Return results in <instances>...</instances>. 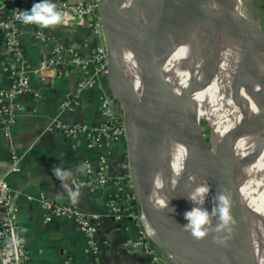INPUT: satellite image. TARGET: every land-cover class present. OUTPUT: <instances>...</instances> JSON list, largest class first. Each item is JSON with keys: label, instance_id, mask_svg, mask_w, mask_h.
I'll list each match as a JSON object with an SVG mask.
<instances>
[{"label": "bare ground", "instance_id": "6f19581e", "mask_svg": "<svg viewBox=\"0 0 264 264\" xmlns=\"http://www.w3.org/2000/svg\"><path fill=\"white\" fill-rule=\"evenodd\" d=\"M146 1L132 0L133 13ZM235 1L186 0L162 30L167 65L154 86L161 104L158 116L149 123L151 157L162 195L182 233L210 241L219 217V195L230 200L237 197L231 209L236 223L231 225L230 239L245 247L241 252L244 261L264 264V35L258 21L249 17L243 0H237V5ZM231 13L235 16L232 27L226 34L218 32L219 45L210 59L192 68L187 52L193 42L222 15ZM132 33L131 29L122 39L120 62L127 73L137 63ZM173 61L181 64L176 76L169 72ZM198 77L201 80L188 88L182 125L179 117L169 113V95L189 78ZM197 112L208 120L210 144L202 141L194 116ZM189 133L191 143L175 152L177 141ZM228 173L233 186L239 181V189H226L223 177ZM200 186L209 187L203 200L191 199ZM197 207L209 213L208 233L202 238L183 228L188 223L185 211Z\"/></svg>", "mask_w": 264, "mask_h": 264}, {"label": "crops", "instance_id": "0c3cea01", "mask_svg": "<svg viewBox=\"0 0 264 264\" xmlns=\"http://www.w3.org/2000/svg\"><path fill=\"white\" fill-rule=\"evenodd\" d=\"M33 3L0 0V16L9 15L20 8L30 10ZM63 15L66 22L57 25L41 27L20 23L23 63L29 69H37L52 53L58 52L60 64L47 68L41 74L30 71L32 90L17 97L22 111L10 126L9 136L0 127V176L8 179L14 200L20 207L22 235L36 264H151V258L143 246L133 248L128 244L139 236L136 221L125 211L122 218H116L108 206L115 195L112 183L102 194L81 188L77 201L85 214L99 215V230L95 239L100 249L97 260L86 252L87 236L73 219L55 216L50 221L46 220L47 211L42 206V197L58 203L72 202L68 189L63 185L72 186L73 176L86 175L82 164L96 163L99 155L109 153L110 171L114 174L119 171V162L127 159L128 154L126 139L110 146H89L86 136H68L53 127L59 122L99 124V91L109 86L107 78L102 77L98 82L100 88L78 91L79 81L92 74L93 66L83 68L74 65V53L90 59L94 47L105 42V39L102 27L90 25L87 17ZM38 30L43 35H39ZM6 62L7 50L3 36H0V90L8 89L13 81L4 71ZM67 94H78L79 103L73 110L61 107ZM12 151L20 155L21 170L10 173ZM56 165L70 171L71 174L64 181L55 176L53 167ZM58 193L63 195L57 198ZM151 242L163 263H173L156 234H151Z\"/></svg>", "mask_w": 264, "mask_h": 264}, {"label": "water", "instance_id": "95a60500", "mask_svg": "<svg viewBox=\"0 0 264 264\" xmlns=\"http://www.w3.org/2000/svg\"><path fill=\"white\" fill-rule=\"evenodd\" d=\"M185 1L148 0L134 13L132 0H104L101 6V24L108 54L107 80L123 111L131 179L147 222L173 262L249 264L241 257V252L246 250L243 245L232 239H228L225 243L214 239V237L221 239L228 237L225 228L218 230V226L222 223L220 217L215 220L211 229L212 239L208 242L198 241L180 231L172 218L168 203L166 207L158 203L164 197L156 177V164L151 157L153 133L149 123L159 114L161 97L154 95V86L161 70L166 69L167 65L160 36L169 19L180 10ZM235 4L237 5V0ZM234 19L232 13L222 15L211 28L196 38L187 52L193 60L192 68L210 59L219 45L218 32L226 34L232 27ZM131 29L137 63L133 70L127 73L120 62V55L122 39ZM171 66L169 72L172 76H176L181 64L179 61H173ZM197 80H201V77L194 80L189 78L185 83L175 87L169 95V113L179 117L182 125L185 122L184 107L188 99V88ZM194 116L201 128L202 141L208 144L201 125V118L206 116L199 112L194 113ZM252 129L255 130L256 126ZM191 141L189 133L177 141L174 151H180ZM230 175L228 173L223 177L226 189H239V181L233 186ZM237 202V197L232 198V207ZM125 214H128V211H125Z\"/></svg>", "mask_w": 264, "mask_h": 264}, {"label": "built area", "instance_id": "2783aa9c", "mask_svg": "<svg viewBox=\"0 0 264 264\" xmlns=\"http://www.w3.org/2000/svg\"><path fill=\"white\" fill-rule=\"evenodd\" d=\"M30 2H36V0H25V3ZM52 2L58 10L67 16H84L88 18L90 25L102 27L101 6L104 0H52ZM21 10L22 8L16 9L9 15L0 16V36H3L7 50V62L4 71L13 80L8 89L0 90V127L6 136H9L10 126L22 111V104L17 100V97L32 90L30 71L41 74L47 68L57 67L60 64L58 52L52 53L44 65L37 69H29L23 63L24 51L20 41ZM38 34L43 35V32L38 30ZM72 63L83 68L93 66L92 74L79 81L78 91L99 87V79L107 78L108 74L106 43L96 45L90 59L82 58L74 53ZM77 97L78 94H67L61 107L73 110L79 103ZM99 100L101 114L99 124L59 122L55 123L53 127L63 131L68 136L75 137L80 134L86 136L89 146H110L121 139H125L122 107L109 86L106 90L100 88ZM10 159L11 166L8 172L20 171L21 158L19 153L12 151ZM110 163L109 153L99 155L96 163L87 162L86 175L84 177L73 176L72 186L79 191L81 188H88L93 193L102 194L107 190V186L112 183L115 186V195L108 202L110 210L116 218H122L124 211H128L131 218L139 226L138 238L129 241L128 244L133 248L143 246L151 258V264H177L175 262L163 263L160 253L151 242V234H155V232L140 208L138 195L131 179L128 159L119 162V171L114 174L110 171ZM42 206L47 211L46 220L48 221L55 216L73 219L87 236L86 252L92 255L94 259H98L100 249L95 241L99 230L98 214H85L77 202L58 203L46 196L42 197ZM19 212L20 207L14 200L8 179L5 176H0V264H36L31 258L22 235Z\"/></svg>", "mask_w": 264, "mask_h": 264}, {"label": "clouds", "instance_id": "9594fccd", "mask_svg": "<svg viewBox=\"0 0 264 264\" xmlns=\"http://www.w3.org/2000/svg\"><path fill=\"white\" fill-rule=\"evenodd\" d=\"M20 19L25 24H37L41 27H46L50 25H57L65 21L63 13L57 9L56 5L52 0H36L33 3L31 9H22L20 12ZM87 164H82L81 168H86ZM53 172L57 178L64 181L71 173L69 170L56 165L53 167ZM64 188L68 189V197L73 202L76 203L79 198V189L72 187L69 184H64ZM209 191L208 186L197 187L195 192L192 193L191 199L196 200L199 198L203 200L204 195ZM63 193H58L57 198H60ZM220 203L218 205L219 217L222 223L218 226V230L221 228H228L229 236L223 239L214 237V239L219 240L220 243H225L231 238L233 229L231 225L235 224L236 221L232 214L231 200L228 196L221 193L218 197ZM158 203L161 206L166 207L167 201L160 199ZM216 209H213L215 213ZM185 219L188 221L187 224L183 225L184 230H190L194 237L202 238L208 233V228L206 225L209 223V213L207 210H202L200 208H193L186 210L184 213Z\"/></svg>", "mask_w": 264, "mask_h": 264}, {"label": "rangeland", "instance_id": "374dc122", "mask_svg": "<svg viewBox=\"0 0 264 264\" xmlns=\"http://www.w3.org/2000/svg\"><path fill=\"white\" fill-rule=\"evenodd\" d=\"M244 7L250 18L257 20L264 35V0H243ZM201 125L208 144H210L211 128L205 117L201 118Z\"/></svg>", "mask_w": 264, "mask_h": 264}]
</instances>
